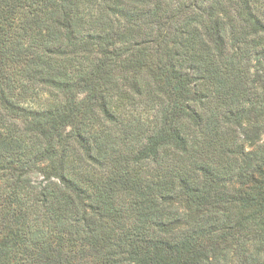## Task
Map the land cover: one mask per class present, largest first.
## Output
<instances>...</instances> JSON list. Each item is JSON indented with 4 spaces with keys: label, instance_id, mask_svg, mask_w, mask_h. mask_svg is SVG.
Masks as SVG:
<instances>
[{
    "label": "trees",
    "instance_id": "1",
    "mask_svg": "<svg viewBox=\"0 0 264 264\" xmlns=\"http://www.w3.org/2000/svg\"><path fill=\"white\" fill-rule=\"evenodd\" d=\"M0 264H264V0H0Z\"/></svg>",
    "mask_w": 264,
    "mask_h": 264
}]
</instances>
